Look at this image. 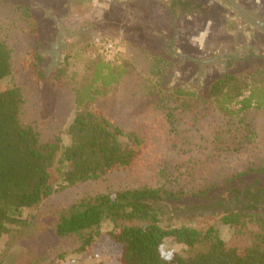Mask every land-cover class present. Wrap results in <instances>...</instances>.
<instances>
[{
    "label": "trees",
    "instance_id": "1",
    "mask_svg": "<svg viewBox=\"0 0 264 264\" xmlns=\"http://www.w3.org/2000/svg\"><path fill=\"white\" fill-rule=\"evenodd\" d=\"M202 7L198 0H173L171 12L179 17L198 13ZM22 20L35 44L17 59L3 29ZM121 44L125 50L118 51L116 62L108 61L99 45L88 43L84 49L95 50L80 71L71 70L67 59L59 65L52 79L58 87L70 89L77 111L67 130L68 143L60 133L45 138L26 118L23 86L6 83L17 74L37 84L46 81L37 23L30 8L0 0V242L26 225L24 211L40 207L54 193L139 166L150 146V134L127 130L109 105L125 79L134 72H147L142 65L149 62V55L146 48L133 50V44ZM234 62L228 59L227 64ZM203 104L220 128L213 141L224 146L223 153L240 152L256 136L248 115L264 112V57L252 59L243 72H226L215 79L203 97L190 88H173L165 116L185 121ZM186 151L182 150L183 160L189 157ZM185 194L182 189L155 187L87 193L60 215L53 228L56 244L35 264H67L71 255L83 257L106 240L117 246L119 264H264V184L255 181L235 187L229 201L221 195L205 205L168 207L169 201ZM199 210L220 212L221 221L233 230L231 238L224 240L215 227L201 231L163 224ZM105 223L111 227L103 229ZM167 238L186 245L188 252L172 250L166 255ZM0 264L8 263L0 260Z\"/></svg>",
    "mask_w": 264,
    "mask_h": 264
},
{
    "label": "rangeland",
    "instance_id": "2",
    "mask_svg": "<svg viewBox=\"0 0 264 264\" xmlns=\"http://www.w3.org/2000/svg\"><path fill=\"white\" fill-rule=\"evenodd\" d=\"M11 1L30 8L36 20L46 81L37 84L17 74L6 83L16 81L23 86L26 118L45 138L60 133L68 143L67 130L77 111L70 89L54 83V72L66 59L71 70L80 71L85 58L97 47L96 38L99 37L111 40L117 49L125 50L121 43L133 44L136 46L133 50L146 48L149 62H144L142 67L147 72H134L125 79L109 106L127 130L149 133L151 143L137 168L117 171L100 181L80 183L56 192L40 207L24 211L27 223L1 240L0 260L8 264H35L56 244L53 228L60 215L68 212L87 193L138 187H155L162 191L182 189L186 194L168 203L169 208H175L205 205L221 195L229 201L231 189L235 187L255 181L264 184V112L248 115L255 123L256 136L240 152L232 153H223L224 146L213 141L220 128L212 118L213 112L204 104L185 121L165 116L173 88H190L203 97L215 79L226 72H243L252 59L264 57V0H198L203 4L198 13L179 17L172 14L170 0H166L158 13L153 14L154 28L143 24L147 20L145 16L140 17L127 26V40L103 30L106 25L91 24L90 18L96 10L86 0L80 3L72 0ZM120 11L119 4L115 8L117 16ZM109 17H103V21ZM174 17L178 33L173 27ZM79 27L84 30L75 32ZM3 36L17 59L35 44L29 25L23 20L18 26L4 28ZM88 43L93 44V49H84ZM56 44L58 47L53 50ZM103 54L111 62L120 58L119 52ZM228 59L235 61L232 66H228ZM183 149L189 156L185 160ZM221 215L199 210L163 224L189 225L201 231L215 227L224 240H229L233 230L221 221ZM110 227L109 223L103 225V229ZM163 250L170 255L172 250L186 254L189 249L167 238ZM118 254L117 246L106 240L93 245L83 257L71 255L67 264H119Z\"/></svg>",
    "mask_w": 264,
    "mask_h": 264
},
{
    "label": "crops",
    "instance_id": "3",
    "mask_svg": "<svg viewBox=\"0 0 264 264\" xmlns=\"http://www.w3.org/2000/svg\"><path fill=\"white\" fill-rule=\"evenodd\" d=\"M80 3L82 0H72ZM84 1V0H83ZM87 2L92 4V8L96 10L92 14V18H90L91 24H95L100 27L103 25L105 28L103 30H108L111 33L120 37L121 40L126 38L125 34L126 30H128L127 26H131V24L135 23L139 20L140 17L145 16L147 20L143 23L148 26L150 29L153 27V14L158 13L159 8H162L164 5V1L166 0H86ZM150 3H154L153 7L147 6ZM120 4V16H117V12H115V8ZM147 4V5H146ZM156 9V10H155ZM124 10V12L122 11ZM161 10V9H160ZM110 16L109 20L103 21L105 16ZM112 16V17H111ZM137 20V21H136ZM154 28V27H153ZM152 28V29H153ZM84 29L78 28L77 33L83 31ZM200 40V39H198ZM58 45H54L53 50H56ZM122 47V46H121ZM122 50L121 48L118 51Z\"/></svg>",
    "mask_w": 264,
    "mask_h": 264
},
{
    "label": "built area",
    "instance_id": "4",
    "mask_svg": "<svg viewBox=\"0 0 264 264\" xmlns=\"http://www.w3.org/2000/svg\"><path fill=\"white\" fill-rule=\"evenodd\" d=\"M96 43L101 47L105 54L113 55L118 52V49L111 40L98 37L96 38Z\"/></svg>",
    "mask_w": 264,
    "mask_h": 264
},
{
    "label": "water",
    "instance_id": "5",
    "mask_svg": "<svg viewBox=\"0 0 264 264\" xmlns=\"http://www.w3.org/2000/svg\"><path fill=\"white\" fill-rule=\"evenodd\" d=\"M172 1L173 0H170V4H169V6H170V8L172 7ZM175 22H176V17H174V19H173V27L175 28ZM176 29V28H175ZM176 31H177V33H178V30L176 29ZM151 203H153V202H151Z\"/></svg>",
    "mask_w": 264,
    "mask_h": 264
}]
</instances>
